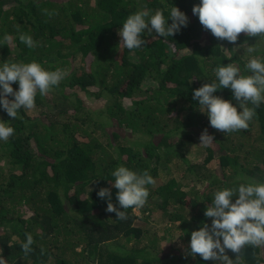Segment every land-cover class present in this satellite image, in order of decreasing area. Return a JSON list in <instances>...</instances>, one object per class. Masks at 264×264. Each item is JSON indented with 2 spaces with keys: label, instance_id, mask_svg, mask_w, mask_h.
<instances>
[{
  "label": "trees",
  "instance_id": "1",
  "mask_svg": "<svg viewBox=\"0 0 264 264\" xmlns=\"http://www.w3.org/2000/svg\"><path fill=\"white\" fill-rule=\"evenodd\" d=\"M200 3L0 0V67L35 61L67 73L47 95L37 92L35 108L20 109L15 119L0 106V121L14 129L8 141L0 140V255L7 264H220L189 254L191 232L205 223L211 227L204 212L217 191L250 180L264 183V102L247 130L224 134L210 126L193 90L216 80L219 66L233 64L251 75L245 66L252 58L264 63V36L241 33L235 44L217 39L193 15ZM173 6L188 16L187 27L166 38L145 31L146 44L137 49L120 42L118 30L130 15L162 10L171 24ZM21 34L37 46L28 48ZM12 87L18 90V82ZM213 95L242 110L231 89ZM86 100L104 104L93 109ZM205 129L213 143L196 164L189 154ZM176 161L186 165L183 177L164 179L161 170L169 173ZM213 161L217 173L204 172ZM119 166L147 170L155 180L146 185L141 213L126 209L125 221L106 212L107 200L97 196L108 187L119 207L110 184ZM188 178L208 180V187L197 192ZM168 222L166 231L177 226L180 232L178 245L169 231L158 233ZM26 233L34 239L27 256L21 250ZM261 248L246 245L239 257L227 254L233 264H264Z\"/></svg>",
  "mask_w": 264,
  "mask_h": 264
},
{
  "label": "clouds",
  "instance_id": "2",
  "mask_svg": "<svg viewBox=\"0 0 264 264\" xmlns=\"http://www.w3.org/2000/svg\"><path fill=\"white\" fill-rule=\"evenodd\" d=\"M192 12L198 16L202 27L221 41L235 44L241 33L248 37L264 36V0H201L200 4L193 6ZM169 17L171 24L167 23L162 10H157L154 15L149 10L130 15L118 30L120 42L129 50L137 49L146 44V40L141 38L145 31L166 38L189 23L188 16L176 6L170 9ZM4 40L8 42L11 37L5 36ZM19 40L30 49L37 46L30 35L21 34ZM255 50L253 47L247 49L249 53ZM245 67L251 75H241L239 67L233 64L219 66L215 70L216 80L193 90V99L199 102V109L207 113L210 126L224 134L247 130L256 109L264 102V63L252 58ZM66 75L60 69L45 70L35 61L4 63L0 67V106L11 119H15L20 109L35 108L37 92L47 95ZM14 82L19 84L16 91L12 87ZM217 89H231L242 110L238 111L230 101L214 96ZM9 96L14 99L10 100ZM249 102L254 107L246 106ZM13 133V127L0 121V140L8 141ZM212 143L213 136L205 129L199 144L208 147ZM112 175L115 179L110 184L118 190L116 199L119 207L112 203L110 188H100L97 196L107 200L106 212L115 213L117 220L125 221L128 215L124 210L142 208L149 196L146 185L154 184L155 180L147 170L138 174L125 166H119ZM233 196L238 197L234 203ZM204 215L212 218L211 227L205 223L199 230L191 232L189 254L193 257L198 254L205 261L233 264L226 249L239 257L246 245L264 246V183L250 180L238 188L217 191L212 204L206 206ZM33 244V236L26 233V241L21 244L25 256L34 251ZM43 252L41 249V254ZM0 264H7L3 255H0Z\"/></svg>",
  "mask_w": 264,
  "mask_h": 264
},
{
  "label": "rangeland",
  "instance_id": "3",
  "mask_svg": "<svg viewBox=\"0 0 264 264\" xmlns=\"http://www.w3.org/2000/svg\"><path fill=\"white\" fill-rule=\"evenodd\" d=\"M66 1V0H64ZM104 104L103 100H98V101H92V100H86V105L89 108H97L100 107ZM200 143V141H199ZM205 147H202L200 144L196 145L194 147H192L191 152L189 154V159L196 164H200L204 161V157L207 154V152H205ZM216 161H213L209 164L208 169L209 170H204V172L210 173L212 172H216L217 173V166L215 165ZM177 163V164H176ZM179 166L178 168L176 167ZM186 165L181 162V161H176L175 163H171L170 169H169V173H167L166 171L161 170V175L163 176L164 179H166V175L167 176H177L178 178L183 177V172L185 169ZM219 175L221 176L222 173H219ZM188 183H190V185L192 186L193 184L195 185V189L197 192L202 191L203 189H205L206 187H208V180H204V181H193V179L188 178ZM153 209H159L161 210V208H158V206H152ZM187 211L185 213L186 217H188L187 215H189V210L187 208H185ZM137 214H140V209H135L134 210ZM142 215V214H141ZM191 215V214H190ZM172 224L170 222H168L167 224H162V227H160L159 230V234L164 235L165 236V231L167 230L166 228L171 226ZM169 231V232H168ZM166 232L168 236H170L172 239L176 240L175 242H179V237H180V232L177 231V226H175L172 230H168ZM171 240V239H170ZM228 252V250L226 249V253ZM228 255V254H227Z\"/></svg>",
  "mask_w": 264,
  "mask_h": 264
}]
</instances>
